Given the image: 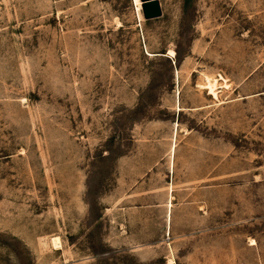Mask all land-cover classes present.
Returning a JSON list of instances; mask_svg holds the SVG:
<instances>
[{"label":"rangeland","instance_id":"obj_1","mask_svg":"<svg viewBox=\"0 0 264 264\" xmlns=\"http://www.w3.org/2000/svg\"><path fill=\"white\" fill-rule=\"evenodd\" d=\"M159 3L0 0V264H264V0Z\"/></svg>","mask_w":264,"mask_h":264},{"label":"water","instance_id":"obj_2","mask_svg":"<svg viewBox=\"0 0 264 264\" xmlns=\"http://www.w3.org/2000/svg\"><path fill=\"white\" fill-rule=\"evenodd\" d=\"M143 18L146 21L161 17V6L159 0H140Z\"/></svg>","mask_w":264,"mask_h":264},{"label":"bare ground","instance_id":"obj_3","mask_svg":"<svg viewBox=\"0 0 264 264\" xmlns=\"http://www.w3.org/2000/svg\"><path fill=\"white\" fill-rule=\"evenodd\" d=\"M135 2L137 3V5H139V6H138L139 9H137V10L140 12V8H141L140 1H139V0H135ZM169 55H170L171 57H174L175 52L171 50L170 53H169ZM224 82H225V81H224ZM221 84H222V83H221ZM225 84H226V83H225ZM200 85H201V84H200ZM215 86H217L216 83H215V82L210 83V80H209V82H208V84H207V89H208V91H209V94H210V95H213L215 98H217V94H216L217 92H215V91H216ZM222 86H224V85H222ZM199 87H200V86H199ZM52 243H53L54 248H55L56 250H58V249L61 248V242H60L59 238H55V239H53V240H52Z\"/></svg>","mask_w":264,"mask_h":264}]
</instances>
